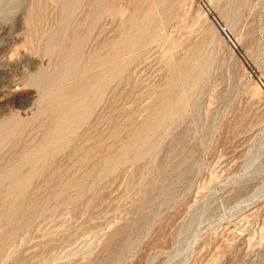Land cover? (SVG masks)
<instances>
[{"label": "rangeland", "instance_id": "1", "mask_svg": "<svg viewBox=\"0 0 264 264\" xmlns=\"http://www.w3.org/2000/svg\"><path fill=\"white\" fill-rule=\"evenodd\" d=\"M0 264H264V0H0Z\"/></svg>", "mask_w": 264, "mask_h": 264}, {"label": "bare ground", "instance_id": "2", "mask_svg": "<svg viewBox=\"0 0 264 264\" xmlns=\"http://www.w3.org/2000/svg\"><path fill=\"white\" fill-rule=\"evenodd\" d=\"M84 101H85V100H84ZM84 101H83V102H84ZM79 104H80V103H79ZM85 104H86V103H85ZM91 104H92V103H91ZM80 105H81V104H80ZM89 105H90V101H89ZM72 107H73V106H72ZM72 107H71V109H72ZM74 107H75V105H74ZM77 107H79V106H77ZM89 107H90V106H89ZM89 107H88V108H89ZM86 108H87V107H86ZM82 109H83V108H82ZM70 111H71V110H70ZM169 111H170V110H169ZM86 113H87V112H86ZM80 114H81V112H80ZM84 114H85V113H84ZM73 115H74V114H73ZM72 117H73V116H72ZM78 121H79V119H78ZM78 121H77V122H78ZM81 121H82V120H81ZM148 125H149V124H148ZM75 127H76V126H75ZM68 128H69V127H67L66 130H68ZM70 130H71V129H70ZM70 130H69V132H70ZM65 132H66V131H65Z\"/></svg>", "mask_w": 264, "mask_h": 264}]
</instances>
